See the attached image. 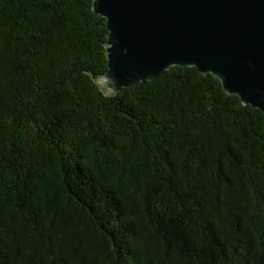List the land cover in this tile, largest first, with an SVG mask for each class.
<instances>
[{
  "label": "trees",
  "instance_id": "obj_1",
  "mask_svg": "<svg viewBox=\"0 0 264 264\" xmlns=\"http://www.w3.org/2000/svg\"><path fill=\"white\" fill-rule=\"evenodd\" d=\"M93 0H0V264H264V113L172 66L107 94Z\"/></svg>",
  "mask_w": 264,
  "mask_h": 264
},
{
  "label": "water",
  "instance_id": "obj_2",
  "mask_svg": "<svg viewBox=\"0 0 264 264\" xmlns=\"http://www.w3.org/2000/svg\"><path fill=\"white\" fill-rule=\"evenodd\" d=\"M106 19L107 94L195 67L264 113V0H93Z\"/></svg>",
  "mask_w": 264,
  "mask_h": 264
}]
</instances>
